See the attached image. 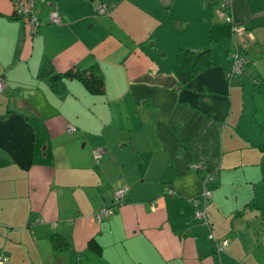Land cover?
<instances>
[{"label": "crops", "instance_id": "crops-1", "mask_svg": "<svg viewBox=\"0 0 264 264\" xmlns=\"http://www.w3.org/2000/svg\"><path fill=\"white\" fill-rule=\"evenodd\" d=\"M15 1L0 0L4 264H264V0H232L234 23L253 38L233 77L232 28L214 0H36L32 36ZM53 10L59 25L48 23ZM180 48L212 63L185 86ZM46 62L100 73L104 92L66 80L54 94L40 77ZM103 208L111 214L98 221ZM54 235L68 248L54 250Z\"/></svg>", "mask_w": 264, "mask_h": 264}, {"label": "built area", "instance_id": "built-area-1", "mask_svg": "<svg viewBox=\"0 0 264 264\" xmlns=\"http://www.w3.org/2000/svg\"><path fill=\"white\" fill-rule=\"evenodd\" d=\"M214 13L217 20L220 23L230 24L232 28V39L235 42V46L228 53V58L231 65V72L234 76L240 74L246 64L245 57L239 51V44L245 39L252 40L251 34L245 29V27L236 25L232 18V0H214ZM96 13L98 15H106L108 13V8L106 5H98L96 8ZM14 17L21 19L25 22L29 34L32 36L36 33L37 28L39 27V17L36 14V0H16L14 7ZM48 23L53 25L61 24L60 16L57 11H51L48 18ZM230 73V77L232 75ZM6 89L5 78L0 76V94L3 93ZM68 132H73L75 128L73 126L68 127ZM93 156L96 161L100 160L102 156V150L96 149L93 151ZM192 170L194 172H204L205 166L201 163H196L192 165ZM209 176L204 174V182L208 180ZM205 187V186H204ZM127 192L126 188H119L113 192L112 203L114 206H120L123 203V198ZM211 196V191L204 188L202 192V198L208 200ZM156 202L151 203V207L154 206ZM191 203L194 207L197 208L198 199L194 198L191 200ZM111 208H103L96 215L95 218L100 221L102 217L108 216L111 214ZM194 217L196 220L207 224V218L204 212L196 209L194 212ZM210 239H213L212 235H209ZM228 240H222L218 242L215 246L216 252L220 253L223 251V248L227 245ZM6 259L0 255V264H4Z\"/></svg>", "mask_w": 264, "mask_h": 264}, {"label": "trees", "instance_id": "trees-1", "mask_svg": "<svg viewBox=\"0 0 264 264\" xmlns=\"http://www.w3.org/2000/svg\"><path fill=\"white\" fill-rule=\"evenodd\" d=\"M211 66L212 63L208 51L196 53L182 48L177 51L175 72L181 86L187 85L202 70L208 69ZM40 77L47 79L50 89L56 95L65 93L66 80H77L93 95H101L104 92V78L100 73L94 71H69L61 74L55 72L53 67L46 62L41 68ZM91 241L90 245L93 244ZM52 245L56 251H62L68 248V242L59 235H54L52 237Z\"/></svg>", "mask_w": 264, "mask_h": 264}, {"label": "water", "instance_id": "water-1", "mask_svg": "<svg viewBox=\"0 0 264 264\" xmlns=\"http://www.w3.org/2000/svg\"><path fill=\"white\" fill-rule=\"evenodd\" d=\"M253 40H250V39H245L244 41H242L240 44H239V51L242 53V55L245 57V60H246V64H247V52H248V49H249V42H251ZM232 46L234 47L235 46V42L234 40L232 39ZM230 62V61H229ZM246 64H245V67L243 69V71L238 74L237 76H240L242 75L244 72H245V68H246ZM230 73L232 74L231 70H230ZM231 76H234L233 74Z\"/></svg>", "mask_w": 264, "mask_h": 264}]
</instances>
